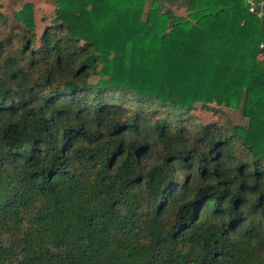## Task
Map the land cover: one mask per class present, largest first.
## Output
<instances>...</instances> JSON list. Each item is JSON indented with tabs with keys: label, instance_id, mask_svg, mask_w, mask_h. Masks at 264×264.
I'll return each mask as SVG.
<instances>
[{
	"label": "trees",
	"instance_id": "1",
	"mask_svg": "<svg viewBox=\"0 0 264 264\" xmlns=\"http://www.w3.org/2000/svg\"><path fill=\"white\" fill-rule=\"evenodd\" d=\"M14 1L0 264H264V16L244 0Z\"/></svg>",
	"mask_w": 264,
	"mask_h": 264
},
{
	"label": "rangeland",
	"instance_id": "2",
	"mask_svg": "<svg viewBox=\"0 0 264 264\" xmlns=\"http://www.w3.org/2000/svg\"><path fill=\"white\" fill-rule=\"evenodd\" d=\"M28 1V0H27ZM40 5V4H39ZM43 11H47L51 9L50 6L45 2L41 4ZM19 9V5L15 3L14 0H0V11H2L6 16H10L11 12ZM175 13L178 15H184V10H175ZM11 20V19H10ZM39 28H42V24L39 23V19H37ZM40 28V29H41ZM210 109H217L214 105L208 106ZM219 109V108H218ZM221 112L225 115V117L233 124H245V120L241 117L240 112L232 111L224 108H220ZM193 115L196 116L200 122L203 124H210L217 121V115L213 113V111L209 109H203L201 105H197L193 110Z\"/></svg>",
	"mask_w": 264,
	"mask_h": 264
},
{
	"label": "built area",
	"instance_id": "3",
	"mask_svg": "<svg viewBox=\"0 0 264 264\" xmlns=\"http://www.w3.org/2000/svg\"><path fill=\"white\" fill-rule=\"evenodd\" d=\"M244 1L250 6V10L256 13L257 17L261 18L262 16H264V0L261 1L258 5H255L253 0ZM259 48L261 50H264V41L259 44Z\"/></svg>",
	"mask_w": 264,
	"mask_h": 264
},
{
	"label": "crops",
	"instance_id": "4",
	"mask_svg": "<svg viewBox=\"0 0 264 264\" xmlns=\"http://www.w3.org/2000/svg\"><path fill=\"white\" fill-rule=\"evenodd\" d=\"M29 2L33 3V4H44L46 2V0H28ZM48 5L50 6V4L48 3Z\"/></svg>",
	"mask_w": 264,
	"mask_h": 264
}]
</instances>
